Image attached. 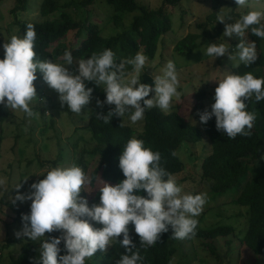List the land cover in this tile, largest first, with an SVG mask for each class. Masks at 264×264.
Segmentation results:
<instances>
[{"label": "clouds", "instance_id": "9594fccd", "mask_svg": "<svg viewBox=\"0 0 264 264\" xmlns=\"http://www.w3.org/2000/svg\"><path fill=\"white\" fill-rule=\"evenodd\" d=\"M234 2L239 8L248 0ZM229 20L232 18L217 13V23L224 25L223 37L239 40L234 47L235 54L224 41L208 43L203 55L213 60L227 56L230 61L238 60L250 66L257 60L256 45L255 41L246 42L243 37L245 31L250 30L253 36L264 39V12L248 11L241 13L233 23H226ZM35 38L34 26L28 23L22 37L13 35L0 45L4 52L0 59V105L19 110L26 117L36 115L30 102L37 98L33 84L37 71L44 83L58 94L61 106L66 104L67 110L77 115L86 108L93 91L85 82L102 88L105 98L97 100V107H114L106 114L96 113L95 118L106 124L114 116L122 118L126 113L130 123L136 124L153 107L167 112L173 98L180 95L176 65L171 60L159 74H153V86L140 83V73L148 61L140 52L117 63L113 51L105 48L76 61L77 74H74L69 70L73 57L68 50L62 55V64L47 59L34 60ZM126 64L131 66V71H125ZM216 82L214 103L210 111L197 113L199 122L207 124L214 117L217 131L229 139L249 135L256 117L246 110L245 101L252 97L257 104L264 101V77H255L250 72L242 76L226 72ZM149 93H152L151 98L145 99ZM122 124L123 121L120 126ZM160 159V153L145 147L143 140L128 139L118 158L124 179L115 185L100 180L99 203L91 206L80 195L83 186L90 182L81 167L56 166L43 174H35L43 179L32 183L27 193L17 191L13 201H30L28 214L21 216L22 229L15 235L40 241L36 264H85L86 259L98 251L105 252L113 241L124 249L116 264H141L143 258L129 236L130 223L140 239V246L156 244L160 234L168 232L169 228L172 239L194 236L198 223L195 217L202 212L207 199L206 193H183L175 176L160 166ZM20 187L19 184L16 189ZM141 190L145 195L134 194ZM84 217L102 227L94 228ZM54 231L60 235L45 239L46 232ZM61 243L63 248L59 247Z\"/></svg>", "mask_w": 264, "mask_h": 264}, {"label": "trees", "instance_id": "16d2710c", "mask_svg": "<svg viewBox=\"0 0 264 264\" xmlns=\"http://www.w3.org/2000/svg\"><path fill=\"white\" fill-rule=\"evenodd\" d=\"M14 1L16 5L11 13L15 15L17 12H24L28 0ZM182 1L164 0L161 7L152 10L148 6L139 3L138 0H105L114 12H112V17L108 23L111 22L115 26L120 25V20L123 17L120 14L137 13L133 14L128 30L120 33L115 32L117 34L112 32L107 35L109 37H102L103 30L97 24L88 22L86 19L82 21L80 16L77 20L70 13L60 12L59 10L61 8L66 10L69 8H72V10L82 8L84 11V9L92 6L95 0H68L62 7L59 0H43L39 8L40 16L47 18L59 11L58 18L43 22L16 21L15 25L19 29L20 37H22L25 26L28 23L33 24L36 33L34 41L36 55L34 60L47 59L57 63L58 58L67 50L68 45L59 40L64 41L67 34L72 32V34L74 33V40L80 38L83 33L85 34V39L79 43L76 49L68 50L71 52L73 62L87 59L92 53H99L107 48L113 51L114 57L119 63L122 59L133 57L137 52L142 54L149 52V57H151L164 34L163 24L168 22L169 19L166 8H175ZM211 2L214 11L207 19L214 21L219 10L228 2L226 0H211ZM199 27L202 29L200 35L189 34L175 44L174 52L176 54L181 56L190 54L201 46L207 45L213 39L221 37L220 25L217 22L213 26V30L206 29L204 24ZM248 37L250 41H255L257 60L247 67L242 63L231 69L230 73L242 76L250 72L255 77H264V39L253 36L250 30H248ZM200 38L204 39L203 44L199 42ZM0 59H3V56L0 55ZM125 71H131V66L126 64ZM36 77L41 83L46 84L42 80L41 74ZM140 83L153 86V79L142 72ZM85 84L86 87L93 89L86 129L91 133L94 144L91 149L83 150L79 157L77 155L75 165L85 171L89 163L88 160L98 159V167L90 176L91 184L101 179L110 185H115L124 179L118 167V158L121 154V148L132 137L143 140L145 147L158 151L161 157L160 166L175 176L183 170V164L176 155L177 150L180 149L183 142H189L190 144L200 142L204 135L208 139L211 151L201 163V178L209 182V190L214 196L218 197L230 191L237 193L235 196L230 197L231 204L247 209V230L245 235L239 237L238 240L253 255L264 256V159H262L264 157V141L255 131L254 125L249 135H237L234 139H229L225 134L217 131L214 117L207 124H201L197 113L205 109L211 110L210 106L206 107L203 104L205 94L202 91L194 94V117L199 127L191 126L185 118L176 112L175 108L167 113L153 107L145 112L142 130L136 133L135 130L125 124L120 126L122 123L121 117L114 116L109 124L96 120V113L106 114L114 106L97 107V100L103 101L105 98L102 88L97 87L93 82H85ZM151 96L152 93H149V96L145 99L151 98ZM245 103L247 111L252 112L256 119L264 121V101L257 104L254 97H252ZM12 116L13 113L9 108L0 105V125ZM40 133H43V131ZM38 180L29 182L28 186ZM134 194L145 195L142 190ZM95 199L99 201V191L95 193ZM9 206L12 207V205ZM28 212V208L24 206L15 210L14 223L22 226L21 216L28 214ZM128 227L129 236L143 258L141 264L171 263L172 258L177 254L175 246L177 241L171 238V228L168 232L160 234L156 244L140 246V239L134 233L131 223ZM45 235L48 238L49 236H59L60 233L55 231L52 233L46 232ZM230 235H234V229L231 226L202 229L197 223L195 235L186 238L200 240L205 250L212 257L219 259L215 242L219 238H226ZM120 239H122V235L117 237L118 241ZM10 244L14 243L8 241V245ZM17 244L19 250L17 255L11 258L12 264H36V260L39 259L40 241H31L25 238L24 241L17 242ZM226 244L229 245L230 242L227 241ZM59 247L63 248V243ZM123 252L124 249L120 247L119 243L113 241L105 252L98 251L91 258L86 259L85 264H116V260ZM60 254L64 253L61 252Z\"/></svg>", "mask_w": 264, "mask_h": 264}, {"label": "rangeland", "instance_id": "374dc122", "mask_svg": "<svg viewBox=\"0 0 264 264\" xmlns=\"http://www.w3.org/2000/svg\"><path fill=\"white\" fill-rule=\"evenodd\" d=\"M42 1L28 0L25 11L13 15L11 10L16 5L15 1L0 0V45L7 42L13 35L20 37L19 29L15 25L16 21L43 22L58 18L59 11L47 18L40 16L39 8ZM66 1L68 0H59L60 6L62 7ZM163 1L138 0L139 3L148 6L152 10L161 7ZM226 1L228 4L219 10L221 15L232 18V21L229 20L226 23H233L239 19L241 13L253 10L264 12V0H248L244 7L239 8L234 0ZM59 10L60 12L70 13L77 20L80 16L82 21L86 19L88 22L97 24L103 30L102 37H109L107 35L112 32L120 33L128 30L133 14H137H120L123 15L120 25L115 26L111 22L108 23L114 12L105 0H95V3L84 9V11L82 8L77 10L61 8ZM166 11L169 19L168 22L163 24L164 34L154 54L151 57H149V52L144 54L148 57V61L142 72L153 79V74H159L160 69L167 61H173L178 73L179 86L177 90L180 95L173 98L167 113L175 108L176 112L185 118L191 126L199 127L194 117V94L203 91L205 94L203 104L206 107L211 106L214 103V89L218 86L216 80L223 78L226 72L230 73L231 69L242 63H239L238 60L230 61L227 56L213 60L212 57L203 55L207 45H203L184 56L174 52L175 44L184 37L189 34H201L200 25L204 24L206 29L213 30L212 28L217 22L216 18L214 21L207 19L214 11L211 0H183L175 8H166ZM117 21L119 22V19ZM219 25L221 37L213 39L210 43H223L225 41L230 45L232 53L235 54L236 49L234 47L239 40L235 37H223L224 25L220 23ZM73 36L74 33L69 32L64 41L59 40L68 44L67 50L76 49L79 43L85 39L84 33L76 40L73 39ZM243 39L246 42L250 41L248 30L245 31ZM203 41L204 39L200 38L199 42L201 44H203ZM0 55H4L2 47H0ZM57 63H63L62 56L58 58ZM77 67L75 61L69 66V70L77 74ZM39 74V71H37L36 76ZM33 84L37 98H33L30 107L36 115L26 117L23 112L9 108L13 116L0 125V264H12L11 258L16 256L19 250L17 242H22L26 238H17L15 235L21 231L22 226L14 223V219L16 217L15 210L23 206L29 210L30 201L24 203L13 202L17 191L27 193L30 188L28 186L29 182L43 179L42 176L35 174H43L51 167L75 164L77 155L79 157L83 150L91 149L94 144L91 133L86 129L91 101L77 115L68 111L66 104L61 106L58 94L50 89L47 84L41 83L39 79L34 80ZM122 121L123 124L135 130L136 133L142 130L143 119L136 124H132L126 113L122 117ZM254 128L264 141V121L257 118ZM42 131L43 133H40ZM210 151L208 139L204 135L198 143L183 142L176 152L183 164V170L175 175V178L177 183L182 186L183 193L207 194L202 212L195 217L200 228L231 226L234 229V235L219 238L215 242L219 259L212 257L198 239H176L177 254L172 258L170 264H264V256L253 255L238 240L239 237L245 235L247 230V209L231 204L230 197L235 196L237 193L230 191L218 197L214 196L209 190V182L201 178V163L210 154ZM88 161L84 173L90 181L91 173L98 167V159L93 158ZM100 180L92 184L91 181L85 184L80 193L88 200L89 206L93 203H99L95 199V193L98 188L102 187L101 181L103 180ZM19 184L21 187L17 190L16 187ZM9 205H12V207ZM83 219L89 218L84 217ZM89 223L94 228L102 227L90 219ZM8 241L14 244L8 245ZM227 241L230 242L229 245L226 244Z\"/></svg>", "mask_w": 264, "mask_h": 264}]
</instances>
